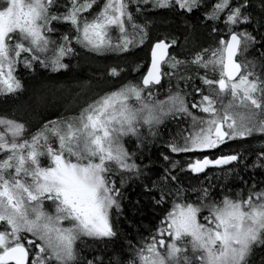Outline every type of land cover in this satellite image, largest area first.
Listing matches in <instances>:
<instances>
[{"label": "snow or ice", "instance_id": "obj_1", "mask_svg": "<svg viewBox=\"0 0 264 264\" xmlns=\"http://www.w3.org/2000/svg\"><path fill=\"white\" fill-rule=\"evenodd\" d=\"M0 264H264V0H0Z\"/></svg>", "mask_w": 264, "mask_h": 264}, {"label": "trees", "instance_id": "obj_2", "mask_svg": "<svg viewBox=\"0 0 264 264\" xmlns=\"http://www.w3.org/2000/svg\"><path fill=\"white\" fill-rule=\"evenodd\" d=\"M75 63V62H74ZM79 71V70H77ZM89 75L87 69H85L84 72L80 73V80L77 79H72L71 77H60V82L64 83V84H69L71 85L73 88L77 87V84L81 82V80L84 81L85 85H86V77ZM78 90V89H77ZM139 221H140V225L147 228L150 226L149 222L151 221L152 217L151 215L145 213V215L143 217H138Z\"/></svg>", "mask_w": 264, "mask_h": 264}]
</instances>
